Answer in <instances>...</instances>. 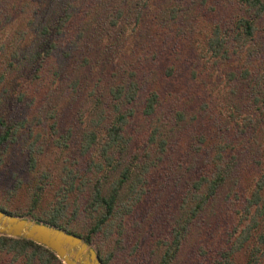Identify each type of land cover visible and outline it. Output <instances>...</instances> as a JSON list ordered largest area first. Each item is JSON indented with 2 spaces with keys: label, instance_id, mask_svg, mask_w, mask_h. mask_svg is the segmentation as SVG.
Here are the masks:
<instances>
[{
  "label": "trees",
  "instance_id": "trees-1",
  "mask_svg": "<svg viewBox=\"0 0 264 264\" xmlns=\"http://www.w3.org/2000/svg\"><path fill=\"white\" fill-rule=\"evenodd\" d=\"M0 86V164L33 178L0 209L103 264H182L198 219L230 217L198 264L263 263L264 0H0ZM0 264L62 263L0 235Z\"/></svg>",
  "mask_w": 264,
  "mask_h": 264
},
{
  "label": "rangeland",
  "instance_id": "rangeland-1",
  "mask_svg": "<svg viewBox=\"0 0 264 264\" xmlns=\"http://www.w3.org/2000/svg\"><path fill=\"white\" fill-rule=\"evenodd\" d=\"M14 110L16 112L19 111L18 109ZM13 151L14 148H11L8 151V154L4 156L3 163L0 164V206L7 204L8 207H3L10 211L16 208V210L22 212L31 205V197L28 195L30 193H28L27 190V179L33 178L26 170L23 154H21L20 151L16 149L14 151L15 153H13ZM156 179L157 178L151 180L152 184L157 182ZM20 180L21 182H19ZM52 194H45L41 201V208L48 206ZM223 194H225V192ZM170 199L171 198L166 195L164 200L169 202ZM38 212L40 211L38 210ZM26 218H31V216H26ZM197 221L199 225H197L196 231L194 230L193 232L197 239L194 241L189 240L188 242L183 243L180 248L179 255L181 257L182 264H198L199 260L202 258V255L208 254L210 257V255H212L210 254L211 251V253H214L213 250H221L224 249L225 246L229 245V243H227L225 240V231L231 228L232 219L230 217L225 218L223 216L222 222H218L217 225H214L210 228L208 226H204V222L200 223V219ZM202 250H204L205 253H203ZM214 256H212V259H210L211 262L214 259ZM245 260L246 253L244 251H239L235 254V261L237 264H244ZM262 264H264V259Z\"/></svg>",
  "mask_w": 264,
  "mask_h": 264
},
{
  "label": "water",
  "instance_id": "water-1",
  "mask_svg": "<svg viewBox=\"0 0 264 264\" xmlns=\"http://www.w3.org/2000/svg\"><path fill=\"white\" fill-rule=\"evenodd\" d=\"M0 235L31 240L52 251L63 264H103L83 238L43 222L0 209Z\"/></svg>",
  "mask_w": 264,
  "mask_h": 264
}]
</instances>
